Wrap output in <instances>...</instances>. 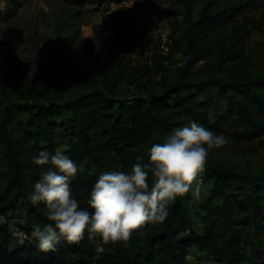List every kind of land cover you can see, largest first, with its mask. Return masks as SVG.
Instances as JSON below:
<instances>
[{
	"label": "trees",
	"instance_id": "obj_1",
	"mask_svg": "<svg viewBox=\"0 0 264 264\" xmlns=\"http://www.w3.org/2000/svg\"><path fill=\"white\" fill-rule=\"evenodd\" d=\"M213 20L210 18L211 22ZM187 21V35L191 37L194 26H199L201 22L194 24L190 13ZM111 40L118 52L122 49L126 52L135 50L132 31L126 27H122ZM192 42L196 44L195 40ZM175 43L178 46L175 48L174 45L172 49L182 51L180 42ZM161 44L159 40L151 48L154 54L150 62L154 66L147 63L124 71L125 66L120 65L116 78L98 80L93 89L71 100L62 101L58 100V96L56 99L51 96L54 87L64 80V75L57 73L60 66L51 63L39 89L29 91L27 98H33L35 103L1 101L0 173L5 175V183L0 193V209L6 220L14 218L16 211L22 208L27 211V220L33 218L42 224L47 220L43 211L27 199L30 191L26 180L27 169L31 167L32 154L40 149L54 152L57 147L65 145L63 150L84 167L85 171L77 174L72 181V188L81 205L89 207L87 199L100 173L128 168L139 157L146 161L151 144L161 142L171 126H175L160 116V111L167 110L206 126L210 124L207 117L213 114L216 123H212V128L224 123L231 124L247 137L264 135V82L255 79L234 83L215 77L190 80L187 73L191 70V60L178 67L174 74L171 72L175 80L170 82V70L166 65L167 59L161 54ZM124 58L121 56V59ZM126 83L136 86L137 94L131 97L120 95L119 88ZM223 97L227 101L224 112L216 107ZM212 105L213 111L209 113ZM17 115H25L27 119L20 121L16 119ZM14 122L21 129L20 142L24 145L21 148L15 145L17 141L11 133ZM26 153L28 161L23 158ZM3 164L6 166L1 170ZM202 179L203 184L212 185V193L221 200L220 208L202 216L203 236L196 233L191 221L189 194H186L169 206L165 221L146 223L134 230L127 240L102 244L105 246L103 254L88 239L81 244L61 239L47 251L40 250L34 241L26 242L10 252L7 247L11 244L12 235L8 223H5L0 227V263L187 264L188 249L195 246L201 253L207 249L224 264H245V253L235 245L226 188L236 182L251 184L255 180L264 181V171L245 175L232 168L207 163ZM256 198V190L252 188L249 200ZM254 264H264V261Z\"/></svg>",
	"mask_w": 264,
	"mask_h": 264
},
{
	"label": "rangeland",
	"instance_id": "obj_2",
	"mask_svg": "<svg viewBox=\"0 0 264 264\" xmlns=\"http://www.w3.org/2000/svg\"><path fill=\"white\" fill-rule=\"evenodd\" d=\"M188 13L194 24L201 22L194 26L191 37L187 35ZM210 18L214 20L211 22ZM122 27L132 31L136 44L133 52L123 49L118 52L112 46L111 38ZM159 40L162 41L161 54L167 59L170 70V82L175 80L172 74L176 69L189 60L192 61L187 73L190 80L215 77L234 83L255 79L264 82V0H0V103H35L33 98H27L29 91L39 89L51 63L60 66L57 73L64 75L51 96L71 100L93 89L98 80L116 78L120 65L125 66L124 71L131 66L153 65L151 48ZM176 41L180 42L182 51L172 49L174 45L177 48ZM197 57H200L197 61L193 60ZM158 78L156 75L155 79ZM137 92L138 88L128 83L119 88L120 95L131 97ZM226 103L223 97L216 107L224 112ZM213 108L214 105L210 106L208 112ZM159 115L175 126L189 121L167 110L160 111ZM17 116L20 121L27 119L25 115ZM214 117L213 114L207 117L210 123L207 127L223 132L229 142L213 149L206 164L232 168L245 175L263 172L264 135L247 137L231 124L224 123L212 128V123H216ZM12 127L15 145L21 148L24 146L20 142L21 129L15 122ZM61 147L64 149L65 145ZM23 158L28 161V154ZM30 164L26 180L31 191L42 166L32 160ZM5 166L3 164L1 170ZM4 183L5 175L0 173V193ZM252 188L257 198L250 201ZM226 191L235 245L245 253V264L264 261V181L232 183ZM188 198L191 221L196 233L203 236L202 216L220 208L221 200L212 193L210 183L203 184L199 198L190 194ZM37 207L42 211L43 205ZM49 222L27 220L24 208L16 211L14 218L6 220L0 209V227L8 223L12 235L7 247L10 252L34 241L30 237L34 224L42 227ZM86 241L85 235L74 243ZM99 249L103 254L105 246ZM187 255V264H224L207 249L201 253L195 246L189 247Z\"/></svg>",
	"mask_w": 264,
	"mask_h": 264
},
{
	"label": "clouds",
	"instance_id": "obj_3",
	"mask_svg": "<svg viewBox=\"0 0 264 264\" xmlns=\"http://www.w3.org/2000/svg\"><path fill=\"white\" fill-rule=\"evenodd\" d=\"M228 142L223 132L194 119L175 126L161 142L151 144L146 161L139 157L128 168L100 173L87 199L89 207L82 206L72 190V181L84 167L62 147L54 152L40 149L31 159L42 171L27 199L43 205L50 222L34 224L30 237L42 251L61 239L78 242L85 235L97 248L127 240L146 223L165 221L178 198L186 194L199 198L209 154Z\"/></svg>",
	"mask_w": 264,
	"mask_h": 264
}]
</instances>
